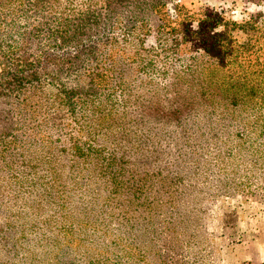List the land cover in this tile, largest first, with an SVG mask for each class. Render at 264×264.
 Here are the masks:
<instances>
[{
    "label": "rangeland",
    "instance_id": "1",
    "mask_svg": "<svg viewBox=\"0 0 264 264\" xmlns=\"http://www.w3.org/2000/svg\"><path fill=\"white\" fill-rule=\"evenodd\" d=\"M162 2L159 14L146 13L141 36L146 38V49L155 51L160 26L183 31L180 52L187 60L174 69H186L185 85L180 81L177 85L181 92L185 86L189 92L188 82L196 81L192 71L209 68L199 60L192 64L189 58L199 51L215 56L229 41H241L243 35L236 31L240 24L210 8L197 7L195 0H187L191 7L176 5L174 0ZM170 3L174 17L167 8ZM260 16L264 13L251 22L257 26ZM192 24H199L198 30ZM219 25L224 31L214 33ZM260 27L264 37V26ZM249 64L240 66L242 72L222 68L212 81L232 83L225 71L234 70L252 86L247 100L251 106L232 112L214 101L215 84L207 77L205 97L214 102L215 111L213 104L206 107L208 112L182 107L172 114L129 110V117L118 112L115 122L103 119L82 128L70 125L68 117L60 118L52 108L38 114L43 107L34 108L35 99L0 95V264H264V136L258 138L264 132L248 128L253 118L261 117L257 124L262 127L257 128L264 129V69ZM191 100L199 101L196 93ZM54 114L59 122L52 118ZM175 119L185 129V142L198 144L196 162L182 150L184 161L161 167L163 174L176 172L184 178L177 194L171 186L154 184V175L148 176L155 169L150 154L141 150L135 155V145L125 139L132 141L144 132L138 123L149 126L150 141L160 147L183 148L185 142L176 146V140L165 138L167 130H177ZM120 121H131L134 127L120 132L116 129ZM168 124L171 130L165 128ZM118 140L130 152L125 155L128 164L117 160L111 165L102 157L96 161L91 157L113 152L119 158L127 150H114ZM130 170L133 177L120 176ZM111 174L119 177L110 180ZM169 183L177 185L173 180ZM200 234L212 249L204 248Z\"/></svg>",
    "mask_w": 264,
    "mask_h": 264
},
{
    "label": "trees",
    "instance_id": "2",
    "mask_svg": "<svg viewBox=\"0 0 264 264\" xmlns=\"http://www.w3.org/2000/svg\"><path fill=\"white\" fill-rule=\"evenodd\" d=\"M163 5L162 0H0V95L19 100L35 99L34 108L43 107L38 114H46L48 111L44 109L52 108L59 112L60 118L68 117L72 121L70 125L82 128L103 119L115 122L114 118L119 115L129 117V110L132 113L151 109L172 114L179 113L182 107L189 111L199 109L208 112L206 107L214 102L210 103L211 99L208 97L206 100L205 97L209 90L203 81L207 77L211 79L210 84H215L213 89L216 94L212 95L220 108L227 112L247 110L251 106L247 100L253 88L244 77L239 78L236 74L242 72L240 66H248L249 63L264 69L261 27L253 22L238 25L236 31L243 35L241 41H229L215 56L196 50L199 52L189 60L192 64L199 60L209 68L193 70L196 81L188 82L191 91L188 92L185 86V91L181 92L177 84L180 81L185 85L187 78L184 73L187 72L186 69L174 68L187 60L180 52L183 31L164 30L165 26H160L155 51L146 49L145 37L141 36L147 26L146 13L159 14ZM253 33L255 36L250 35ZM167 52L172 56H167ZM229 67L238 69V72L225 71L230 73L227 79H234L232 83L223 80L212 83L218 70ZM241 75L244 76V73ZM261 75L264 76V72ZM195 93L198 102L191 100ZM41 98L44 100L39 104ZM211 110H216L214 104ZM52 118L59 122L55 114ZM260 119L253 118V124L248 128L264 132L263 128H257L262 127L257 124ZM173 123L177 130H171L170 124L164 125L171 130H167L165 138L176 140V146L182 145L188 136L184 134L185 129L179 120L175 119ZM137 125L144 132L129 142L125 138L127 143L135 145L132 153L137 155L141 150L149 153L151 168L155 165L153 173L148 175H154L153 183L166 184L172 187L175 194L180 193L184 178L176 172L173 175L172 172L163 174L161 167L167 166L170 161H184L180 154L182 150L187 152V158L196 162L197 158L193 157L198 152L197 142L193 146L185 142L183 148L160 147L155 140L150 141L149 126ZM130 127H134L131 121L116 124L120 132H127ZM260 136L258 138L262 139L264 135ZM118 142L114 148L117 153V150L126 149L121 144L123 142ZM125 155H130V152H122L119 158L113 152L93 154L91 157L95 161L97 156L102 157L111 165L117 160L128 164ZM119 170L125 171V167L119 166ZM122 175L134 176L132 170ZM117 177L114 174L108 176L110 180ZM171 180L177 185H170ZM198 183L201 185V182ZM125 189L128 191L130 188L125 186ZM163 193L170 194L169 191ZM198 199L202 201L204 198L199 196ZM170 223L176 226V223ZM200 238L204 248L212 249L204 234H200Z\"/></svg>",
    "mask_w": 264,
    "mask_h": 264
},
{
    "label": "clouds",
    "instance_id": "3",
    "mask_svg": "<svg viewBox=\"0 0 264 264\" xmlns=\"http://www.w3.org/2000/svg\"><path fill=\"white\" fill-rule=\"evenodd\" d=\"M174 3L176 5L185 4L191 7L187 3V0H174ZM195 3L197 7L210 8L216 13L222 14L225 20L235 24L251 22L257 14L264 13V0H260V3L253 2V0H195ZM167 8L174 17L176 13L173 4H168ZM256 24L257 27L264 26V16H260ZM191 26L194 30H198L199 28V24H192ZM223 31L224 28L222 25H219L213 30L214 33ZM152 43L155 44L154 41Z\"/></svg>",
    "mask_w": 264,
    "mask_h": 264
},
{
    "label": "crops",
    "instance_id": "4",
    "mask_svg": "<svg viewBox=\"0 0 264 264\" xmlns=\"http://www.w3.org/2000/svg\"><path fill=\"white\" fill-rule=\"evenodd\" d=\"M243 250H244V247L242 248V251H241L242 253H243ZM244 251H245V250H244ZM242 253H241V254H242ZM245 253H247V252H245ZM241 254L238 255V257L241 256ZM242 259H243V258H242ZM242 259H241V260H242Z\"/></svg>",
    "mask_w": 264,
    "mask_h": 264
}]
</instances>
